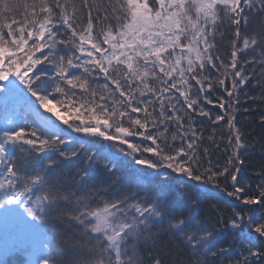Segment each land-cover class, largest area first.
<instances>
[{
	"label": "snow or ice",
	"instance_id": "6c2138e0",
	"mask_svg": "<svg viewBox=\"0 0 264 264\" xmlns=\"http://www.w3.org/2000/svg\"><path fill=\"white\" fill-rule=\"evenodd\" d=\"M257 110L264 0H0V264H264Z\"/></svg>",
	"mask_w": 264,
	"mask_h": 264
},
{
	"label": "trees",
	"instance_id": "16d2710c",
	"mask_svg": "<svg viewBox=\"0 0 264 264\" xmlns=\"http://www.w3.org/2000/svg\"><path fill=\"white\" fill-rule=\"evenodd\" d=\"M251 102L244 103L242 100V106L248 107ZM210 108L213 106H209ZM258 116H259V110H257L254 113H243L240 116L241 122L243 125L247 126L248 134L250 137H261L264 135V130H262L258 124ZM257 121V122H254ZM264 142V141H262ZM223 158V157H221ZM261 160H264V156L261 155L259 151H256L253 153L252 161H250L248 164H246V168L248 170L243 171L241 175L244 177V179H252L255 180V177L253 175L254 169L251 167L252 164H257ZM259 215V211H258ZM22 260V258H19Z\"/></svg>",
	"mask_w": 264,
	"mask_h": 264
}]
</instances>
